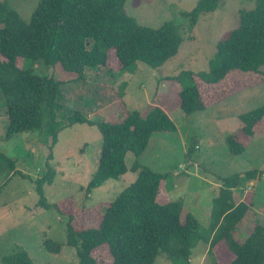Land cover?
<instances>
[{"label":"rangeland","instance_id":"374dc122","mask_svg":"<svg viewBox=\"0 0 264 264\" xmlns=\"http://www.w3.org/2000/svg\"><path fill=\"white\" fill-rule=\"evenodd\" d=\"M6 1L28 21L40 0ZM256 1L222 0L214 12L200 14L192 25L190 14L200 0H127L124 12L138 24L159 28L172 23L183 39L177 55L158 69L139 63L135 73L119 74L115 51L109 52L107 67L86 72L85 82L76 81V75L65 73L61 65L55 69L34 65L36 74L55 75L63 81L60 103L82 112L91 122L120 121L133 110L146 117L155 107L163 108L176 131L154 133L139 162L166 174L162 199L181 200L183 218L191 213L204 230L209 228L214 199L225 180L258 170L254 180L243 179L233 193L236 204L243 202L249 208L234 232L239 241L247 239L257 225L264 226V121L253 136L243 132L241 121L245 113L264 106V66L257 75L231 72L215 85L205 83L200 74L209 71L216 45L238 27L242 12L252 10ZM18 65H23L22 60ZM182 73L191 78L179 79ZM191 84L200 88L205 108L185 115L179 93ZM7 125L6 101L0 94V264L17 251L29 255L34 264H79L76 248L67 245V224L77 231L98 227L105 207L135 181L139 171L109 179L87 193L101 151L96 125L65 128L53 147L43 132L6 140ZM229 138L243 144L245 151L232 153ZM133 162L134 155L129 153L127 166ZM49 167L55 177L42 185L40 194L36 182L47 175ZM49 241L61 245L60 252H49ZM226 252L224 241L216 245V264L227 263ZM93 256L100 264L112 263L105 246ZM213 257L209 244L201 241L185 264H215ZM155 264L173 262L160 255Z\"/></svg>","mask_w":264,"mask_h":264},{"label":"trees","instance_id":"16d2710c","mask_svg":"<svg viewBox=\"0 0 264 264\" xmlns=\"http://www.w3.org/2000/svg\"><path fill=\"white\" fill-rule=\"evenodd\" d=\"M126 1L40 0L28 21L6 0L0 1V94L6 101L8 118L5 139L43 132L53 147L59 132L89 123L98 127L102 143L87 193L109 179L139 171L135 181L105 207L98 227L77 231L68 222L67 245L76 248L79 264H100L93 252L101 246L109 250L111 264H155L160 255L173 264H185L201 241L209 244L212 257L216 245L224 241L226 264H264V226L257 225L244 241L237 240L234 233L249 210L245 203H235L234 190L243 179L254 180L258 170L246 172L243 178L236 175L225 180L220 195L214 199L209 228L204 230L191 213L183 218L181 200L162 199L166 174L139 162L154 133L176 131L163 108L155 107L146 117L133 110L120 121L91 122L82 112L60 103L63 81L55 75L35 73L37 63L52 69L61 65L65 73L76 75V81L85 82L87 71L94 73L108 66L110 51H115L119 74L135 73L139 63L158 69L176 56L183 42L177 28L172 23L159 28L138 24L124 12ZM221 2L200 0L190 14L192 25L200 14L214 12ZM20 60L22 66L18 65ZM263 66L264 0H257L252 10L242 12L238 27L216 45L209 71L200 78L215 85L231 72L257 75ZM178 77L191 75L182 73ZM179 97L185 115L205 108L197 84L184 87ZM241 121L243 132L253 136L257 125L264 121V106L245 113ZM228 143L234 154L245 151L244 145L233 138ZM129 153L134 155L130 168L126 164ZM53 177L49 167L47 175L36 182L40 194L42 185L52 182ZM60 246L46 243L51 253L60 252ZM213 261L216 264L214 257ZM4 264L34 263L29 255L17 251L5 257Z\"/></svg>","mask_w":264,"mask_h":264},{"label":"crops","instance_id":"0c3cea01","mask_svg":"<svg viewBox=\"0 0 264 264\" xmlns=\"http://www.w3.org/2000/svg\"><path fill=\"white\" fill-rule=\"evenodd\" d=\"M129 167V166H128ZM130 168V167H129ZM136 179V178H135Z\"/></svg>","mask_w":264,"mask_h":264}]
</instances>
